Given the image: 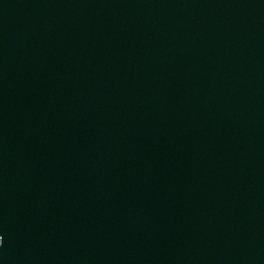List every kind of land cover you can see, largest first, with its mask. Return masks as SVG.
I'll list each match as a JSON object with an SVG mask.
<instances>
[{
    "label": "water",
    "instance_id": "1",
    "mask_svg": "<svg viewBox=\"0 0 264 264\" xmlns=\"http://www.w3.org/2000/svg\"><path fill=\"white\" fill-rule=\"evenodd\" d=\"M0 264H264V0H0Z\"/></svg>",
    "mask_w": 264,
    "mask_h": 264
},
{
    "label": "snow or ice",
    "instance_id": "2",
    "mask_svg": "<svg viewBox=\"0 0 264 264\" xmlns=\"http://www.w3.org/2000/svg\"><path fill=\"white\" fill-rule=\"evenodd\" d=\"M2 243H3V237L0 236V246H2Z\"/></svg>",
    "mask_w": 264,
    "mask_h": 264
}]
</instances>
